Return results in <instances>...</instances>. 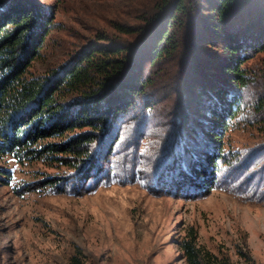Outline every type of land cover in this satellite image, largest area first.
<instances>
[{
  "label": "trees",
  "instance_id": "trees-1",
  "mask_svg": "<svg viewBox=\"0 0 264 264\" xmlns=\"http://www.w3.org/2000/svg\"><path fill=\"white\" fill-rule=\"evenodd\" d=\"M67 1L0 0V157L57 169L26 191L140 182L264 203V0H144L118 34L35 74ZM178 244L186 264H231L193 228Z\"/></svg>",
  "mask_w": 264,
  "mask_h": 264
},
{
  "label": "rangeland",
  "instance_id": "rangeland-1",
  "mask_svg": "<svg viewBox=\"0 0 264 264\" xmlns=\"http://www.w3.org/2000/svg\"><path fill=\"white\" fill-rule=\"evenodd\" d=\"M143 1L68 0L31 71L47 73L100 31L118 34L116 25L133 23ZM232 137L238 145L256 140ZM0 170V264H186L178 243L192 228L199 245L231 264H264V203L227 189L195 197L114 182L80 195L26 191L57 169L6 156Z\"/></svg>",
  "mask_w": 264,
  "mask_h": 264
}]
</instances>
